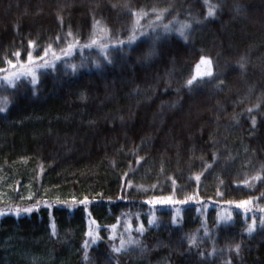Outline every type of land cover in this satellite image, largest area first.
<instances>
[{
    "label": "trees",
    "instance_id": "16d2710c",
    "mask_svg": "<svg viewBox=\"0 0 264 264\" xmlns=\"http://www.w3.org/2000/svg\"><path fill=\"white\" fill-rule=\"evenodd\" d=\"M153 8L168 9L157 24L190 23L188 40L169 32L149 55ZM141 9L148 36L109 48L111 63L93 47L39 67L96 21L126 41ZM29 52L38 83L0 72V264H264V0H0V69ZM202 57L213 76L189 89ZM173 193L196 199L149 203ZM129 231L140 244L113 251Z\"/></svg>",
    "mask_w": 264,
    "mask_h": 264
},
{
    "label": "snow or ice",
    "instance_id": "6c2138e0",
    "mask_svg": "<svg viewBox=\"0 0 264 264\" xmlns=\"http://www.w3.org/2000/svg\"><path fill=\"white\" fill-rule=\"evenodd\" d=\"M153 12L156 13L155 16V20L151 21L150 23V27H152L153 25L155 27H153V33L154 35L151 37V41H152V51H150L149 55L153 54L155 51V45L156 43L161 39L162 35H166L169 32L172 31H178L179 35L185 40H188V31L192 28V25L190 23H185L183 24L179 29H175L172 24L171 21L168 24H157L158 21H162L164 19L165 14L168 12V9H163L160 11H157L155 8L152 9ZM214 11L212 10L211 6L209 7V11H208V15L209 16H214ZM132 15L135 17V21L132 25V27L129 30V35L127 40L125 41L124 39H120L117 38L114 42L112 41V37L110 35V30L107 29L106 27H101L100 28V32L104 33L103 36H101L97 31H95L96 27L99 26L100 22L96 21L94 23V31L92 32V34L90 35L89 39L87 42H85L84 44H81L80 41L78 39H76L75 37H73V33L71 31H69L66 34L65 37V46L60 48V55L56 54V51L54 49H52V46L49 45L47 48L43 49V56L38 57L37 59L43 61V63L41 65H39V67H44V68H55L56 64L55 61L56 60H60L62 57H69L72 56L76 49H80L81 51H83V49L85 48H93V47H97L100 48L101 51L103 52L105 59L108 60V63H111L112 60L109 57V48H112L114 50H121L123 47L127 46L129 48H131V46L133 44H135L137 42V40L140 39V37H147L148 33L144 31V27L141 25V20L144 19L145 17H147L149 15V13L143 9L139 10V11H135L132 13ZM199 22V21H198ZM160 27L162 28V33L161 32H157L156 28ZM68 37H72L71 42L68 41ZM106 37V39H105ZM56 40L59 41L60 37L57 36ZM103 41V42H102ZM32 44V46H35V42H30ZM51 53L52 57L54 58L52 61L47 60L46 58L49 56V54ZM16 57L20 56L19 52H16L14 54ZM7 63L13 68L15 69L17 66L15 64L12 63L11 60H8ZM33 64V56L31 54V52H29L27 54V65H23L21 64V70L19 72L13 71V72H7L6 69H0V72H5L6 74L3 76L2 80L6 85L11 86L12 88H16L17 87V83L19 81V79L21 77H30V82L31 83H38V75L36 72L35 68L30 67ZM201 65H207V69L204 72H200V66ZM73 70H75L77 68V65L72 64L70 65ZM84 64L83 62L81 63L80 67H83ZM99 63H97V67H99ZM212 60L208 57H202L200 60V64H198L196 66L197 68V74L195 76H192L191 78H189L186 81V86L191 89V87L193 86L194 82L197 80V77H212L213 76V71H212ZM241 68H244V64L243 62H241L240 64ZM220 83H223V81L221 80ZM7 98H4L3 101V106H0V112H5L7 110ZM251 111V109L249 110ZM253 123H255V121L253 120ZM209 167H211V165H209ZM259 176L254 177V179H259ZM195 180L197 182H199L200 180V175H196L195 176ZM173 183H175L173 181ZM221 183H223V181L221 180ZM245 184H248L249 181L245 180L244 181ZM218 195H223V193L218 192ZM196 197L195 196H185L183 199H175L174 198V193L173 195L167 196V197H156L154 200L149 201V203L152 204H167V205H178V204H187L189 202V200H195ZM84 203H87V201H84ZM229 204L232 203V201H228ZM252 203L251 200H243L240 201L236 206L238 208L241 209H246L248 205H250ZM25 212H31L32 209L31 208H26L24 209ZM261 211H264V209H262ZM176 213L177 216H179L180 214V209L177 208L176 209ZM0 215H3L2 212H0ZM16 215H20V210L16 209ZM231 220V216L230 215H225V216H221L220 217V221L222 223H228ZM252 222L251 225H249V227L247 228V231L249 232V234H251L252 232H254L256 230L257 227V221H256V217L255 215L252 216L251 218ZM173 222H176V218H173ZM156 223V218H155V214H152V219L149 220V224H154ZM115 227V226H114ZM260 227L262 229H264V217L261 218L260 220ZM129 230H131L132 226L131 223H129L128 225ZM136 231H138L140 234H142L145 229H144V225L143 223H140L138 228L136 229ZM53 234H55V226L53 225ZM205 234H207V230L205 229ZM89 236H93V233L91 231H89L88 233ZM98 236V234H97ZM115 237H113L114 239ZM189 242L192 245L196 244V238L195 236H191L189 237ZM93 243H95V239L93 240ZM125 244H127L129 247L133 246V245H139L140 241L134 237H132L131 235V231H129V239L127 241L121 239L120 240V247H114L113 251H115L116 253L121 252L122 250L125 249ZM85 249L88 248V243L85 242L84 245ZM235 251L237 254L240 253V245L237 244L235 245ZM213 254H215V250H213ZM84 259L88 260V253L87 251H85L84 253Z\"/></svg>",
    "mask_w": 264,
    "mask_h": 264
},
{
    "label": "rangeland",
    "instance_id": "374dc122",
    "mask_svg": "<svg viewBox=\"0 0 264 264\" xmlns=\"http://www.w3.org/2000/svg\"><path fill=\"white\" fill-rule=\"evenodd\" d=\"M102 26H98V27H96V29H95V31H97L101 36H103L104 35V33H102V32H100V28H101ZM105 39H106V37H105ZM200 64V63H199ZM212 67V66H211ZM207 69V65H201L200 66V72H204L205 70ZM196 74H197V68H196ZM197 78H201V77H197ZM203 78V77H202ZM115 238H117V235H113ZM114 238V239H115ZM91 239H96L95 237H94V235L93 236H91ZM121 239H123V238H120L119 239V243H120V240ZM123 240H125V239H123ZM119 246H120V244H119ZM125 247H128V245L127 244H125ZM126 249V248H125Z\"/></svg>",
    "mask_w": 264,
    "mask_h": 264
}]
</instances>
